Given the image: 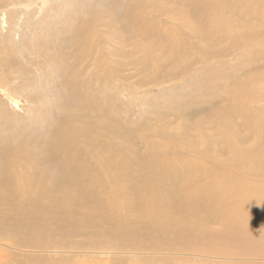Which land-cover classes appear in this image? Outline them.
Masks as SVG:
<instances>
[{
  "label": "rangeland",
  "instance_id": "1",
  "mask_svg": "<svg viewBox=\"0 0 264 264\" xmlns=\"http://www.w3.org/2000/svg\"><path fill=\"white\" fill-rule=\"evenodd\" d=\"M164 1L188 16L180 29L175 23L184 20L160 9L153 21L161 32L180 34L190 50L199 49L193 26L205 22L196 17L201 0H0V135L9 144H0V169L39 180L42 206L55 193L70 202L74 227L54 212L38 210L25 219L50 251L83 243L77 248L84 252L70 254L87 264H195L192 250L176 251L175 243L195 234L196 176L185 169L197 163L195 148H207L213 135L209 104L219 60L210 59L213 68L196 62L175 75L176 58L166 41L148 37L143 18ZM75 39L86 41L84 51ZM179 52L188 60L199 55ZM148 69L157 78L148 81ZM65 126L72 141L60 148L58 130ZM180 161L184 172L169 190L165 170L180 169ZM152 182H160L161 200L140 195ZM5 196L0 210L12 222ZM15 198L20 211L29 203V197ZM5 226L12 228L6 220ZM58 251L42 256L59 259ZM36 259L18 253L0 264H47Z\"/></svg>",
  "mask_w": 264,
  "mask_h": 264
},
{
  "label": "bare ground",
  "instance_id": "2",
  "mask_svg": "<svg viewBox=\"0 0 264 264\" xmlns=\"http://www.w3.org/2000/svg\"><path fill=\"white\" fill-rule=\"evenodd\" d=\"M185 1L194 4L191 0ZM165 4L164 1L155 5L156 11L148 7V16L143 18L148 21V37L166 41L168 55L176 58L175 75L186 74L193 63L200 62L204 67H212L210 59L216 57L219 60L211 80L215 100L212 105L209 104V120L214 123V128L211 127L213 135L207 148H195L197 163L193 168L185 169L194 170L196 176L195 234L181 236L179 242L175 243V250H192L195 264H264V60L259 62L261 57L264 58V0H201V12L196 17L203 16L205 22L201 28L193 26L200 41L199 49L193 50H190L182 35L167 32L169 35L164 36L166 33L161 32L163 26L153 21L160 15L159 10L163 9L168 15H177L184 20H177L175 25L178 28L187 24L185 20L188 14H183V10L167 8ZM140 11L146 14L144 6ZM202 35L208 43L201 39ZM76 40L81 42L79 46L84 51L86 41L75 39L74 43ZM220 43L221 50L216 51L214 45ZM180 50L198 53V58L195 55V60H188V56ZM250 52L253 55L248 56L249 60H244ZM154 56L160 58L157 54ZM56 59L53 56V60ZM66 77L69 78L68 74ZM153 78L157 77L148 69V81ZM2 82L0 79V86ZM88 101L91 102V97ZM41 118L44 117L37 119ZM58 131L61 136L59 146L66 148L72 141L69 139V128L65 126ZM3 138L0 135V144L5 145L3 148H9L7 138L2 142ZM251 138L252 142L246 144ZM203 143V136L199 132L198 145L202 146ZM184 167L185 163L180 161V169L170 166L165 170L170 180L169 190L173 178L175 180V177L181 176ZM0 171V206L6 191L5 199L11 201V215L15 214L10 222L5 212L0 210V218L6 216L0 221V262L6 263L11 256L29 252L36 255L38 262L41 259L42 263L87 264L85 259L70 254L84 252L77 248L86 245L83 243L73 244L75 247L53 245L55 249L51 251L59 250L58 254H62L59 257L65 258L44 259V253L52 252L42 240L37 239L39 233L30 229V222L25 220L41 210L54 212L53 216H60L74 227L76 219L71 214L70 202L62 194L55 193L42 206L39 199L45 188L39 180L37 183L33 180L31 173L20 174L16 168L14 172L7 168ZM160 185V182L149 183L148 187L144 185L140 195L149 192L154 194L155 199L161 200L160 192L164 190ZM117 189L124 191L119 187ZM17 194L29 197V203L23 202L26 206L21 211L16 203ZM188 213L190 216L191 212ZM4 219L11 225V230L6 228ZM90 240L94 242V239Z\"/></svg>",
  "mask_w": 264,
  "mask_h": 264
}]
</instances>
